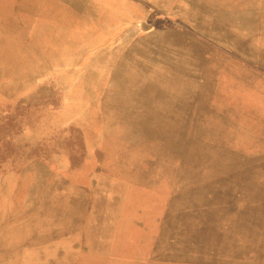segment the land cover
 I'll return each instance as SVG.
<instances>
[{"label": "rangeland", "instance_id": "obj_1", "mask_svg": "<svg viewBox=\"0 0 264 264\" xmlns=\"http://www.w3.org/2000/svg\"><path fill=\"white\" fill-rule=\"evenodd\" d=\"M0 264H264V0H0Z\"/></svg>", "mask_w": 264, "mask_h": 264}]
</instances>
